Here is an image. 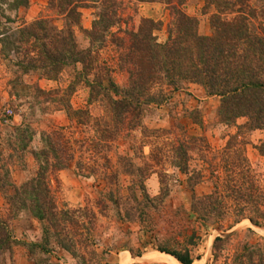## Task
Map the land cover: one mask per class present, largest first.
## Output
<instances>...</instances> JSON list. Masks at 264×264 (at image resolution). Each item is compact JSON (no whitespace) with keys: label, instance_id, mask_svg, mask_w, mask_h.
I'll list each match as a JSON object with an SVG mask.
<instances>
[{"label":"trees","instance_id":"obj_1","mask_svg":"<svg viewBox=\"0 0 264 264\" xmlns=\"http://www.w3.org/2000/svg\"><path fill=\"white\" fill-rule=\"evenodd\" d=\"M138 1L160 3L169 9L171 22L165 42L156 36L163 26L159 21L141 18L137 29L123 28L131 16L124 14L121 0H95L97 12L91 29L82 27V9L91 7L86 0H48L49 9L61 17V26L53 18L42 17L22 23L16 33L12 24L18 20L9 12L28 7L30 0H0V17L4 19L0 21V55L5 59L13 54L17 58L13 65L21 75L36 74L55 82H61L64 74L72 75L74 79L66 87L37 91L54 94V108L65 111L78 132L85 134L77 138L68 135L64 127L43 131L41 147L32 151L37 173L20 185L12 182L9 162L14 154L7 158L0 154V193L8 205L6 215L0 217V264H15L18 241L12 224L22 213L42 224V241L27 244L31 255L35 249L45 255L57 247L85 262L84 254L93 253L97 213L86 207L62 206L52 188V174L73 165L81 175L87 169L86 177L99 174L107 181L104 201L96 203L102 214L111 204L120 219L145 221L147 208H155L170 192L168 164L187 176L193 193L191 210L205 225L249 220L264 228V184L246 154L250 133L264 131V0H204L203 13L210 14L213 29L210 36L201 35L199 20L182 10L185 0ZM76 29L88 37V48L80 47ZM108 46L115 48L120 69L129 73L124 86L115 82L105 61L100 63L98 51ZM80 82L89 88V97L86 108L75 109L70 100ZM162 82L174 88L196 84L207 96L220 98L219 122L237 128L223 149L212 151L202 135L184 134L171 143L150 141L154 136L158 139L155 134L161 131L149 130L142 122L158 102L155 89ZM93 105L100 107L99 115L91 111ZM241 118L247 121L238 125ZM140 129L144 140L135 155L119 154L113 161L109 153L115 143ZM35 135L27 123L15 127L11 137L17 145L11 152L28 150ZM146 146L151 148L148 155L143 151ZM256 148L264 156V141ZM195 154L202 161L201 168H192ZM153 175L162 184L154 198L146 186ZM123 179H129L127 196L121 191ZM205 180L212 182V191L195 195V187ZM238 234L215 238L212 264H218L233 244L237 250L231 258L225 257V264H264V237L249 243L235 240ZM248 234H253L251 228ZM160 250L181 264L195 261L188 248L183 252ZM42 264L59 263L47 257Z\"/></svg>","mask_w":264,"mask_h":264},{"label":"rangeland","instance_id":"obj_2","mask_svg":"<svg viewBox=\"0 0 264 264\" xmlns=\"http://www.w3.org/2000/svg\"><path fill=\"white\" fill-rule=\"evenodd\" d=\"M88 8L82 9V27L91 29L97 9L93 7L95 0H86ZM124 4V14L131 16V19L122 27L137 29L141 18H150L162 23V29L156 32L158 41L163 43L168 36V26L171 22L169 9L160 3H147L138 0H121ZM204 0H185L182 10L199 20V33L204 36L213 34L210 23V14H204ZM9 15L18 20L12 24L13 32L16 33L18 26L22 23H31L40 18H53L58 26H61V17L55 11L49 9L48 0H30L29 6L21 8L17 12H9ZM0 21H4L0 17ZM114 28L113 31H116ZM77 41L82 49L90 46V41L83 30L76 29ZM100 63L106 62L111 71V76L117 84L124 86L128 83L129 73L120 69L118 54L113 46L102 48L98 51ZM14 55L3 58L0 55V154L6 158L14 154L10 159V170L12 182L15 185L22 184L25 180L37 173V163L34 160L32 151L41 147V133L64 127L68 135L80 134L71 122L65 111L56 110L53 106L55 95H43L37 88L44 91H52L58 87H66L73 81V76L64 74L61 82H55L39 78L36 74L21 75ZM92 79V77H91ZM183 83L177 88L162 82L156 87L157 103L153 104L143 119V126L149 130L161 131L157 134L158 139L150 138V141L160 140L175 142L183 137L204 136L210 144L212 151L217 152L223 149L230 135L236 133V127L223 125L217 117V110L220 104L219 97H209L199 85ZM202 91V92H201ZM205 91V90H204ZM89 97V88L85 83L77 84L76 91L71 97V104L75 109L86 108ZM94 115H99L101 109L98 106H91ZM9 111L12 113L9 114ZM247 120L241 118L237 121L242 125ZM27 123L36 131L28 150L22 152H11L17 145L14 142V128L22 123ZM93 135V134H92ZM79 136V137H78ZM142 140H144L141 129L133 132L130 137L120 138L112 152L109 153L115 161L117 155H135ZM246 154L252 167L256 170L259 179L264 184V156L256 148L261 141H264V131L256 130L248 136ZM147 141V139H146ZM9 142L10 146H4ZM145 155L150 153L151 148H143ZM135 158V157H134ZM140 159L135 158L139 162ZM192 168H201L202 161L195 154L192 160ZM166 172L170 175V192L163 202H158L155 208H147L145 221H126L119 218L116 208L110 205L103 214L100 213V205L104 201V193L108 192L107 181L99 177V174L86 177L79 173L76 165L52 174V188L62 206L70 208H87L97 213L96 228L92 234L93 253H85V262L75 258L68 251L54 247L50 248L49 254H43L39 249L34 250L31 255L27 244L42 241V224L25 213L19 215L12 224L13 234L18 241L15 248V264H37L49 257L54 263L59 264H176L173 256L160 249L174 252H183L187 248L195 258L193 264H212V247L217 236H228L239 233L235 238L244 242L257 243L264 237V228H258L249 220L235 224V221H220L218 225H205L198 220L191 210L192 191L187 185V176L181 174L170 165H165ZM129 179L121 181V191L129 195ZM149 195L154 198L159 196L162 184L157 175L151 176L146 182ZM213 184L209 180L197 185L194 194L203 196L212 191ZM8 205L0 193V217L7 213ZM220 225V226H219ZM251 228L253 234L247 235ZM232 243H236L233 241ZM234 244L225 251L218 264H225V257H230L236 251ZM160 253V254H158ZM140 255V256H139ZM156 255V256H155ZM138 257V258H137ZM133 258V259H132ZM175 258V257H173ZM177 260V259H176Z\"/></svg>","mask_w":264,"mask_h":264},{"label":"crops","instance_id":"obj_3","mask_svg":"<svg viewBox=\"0 0 264 264\" xmlns=\"http://www.w3.org/2000/svg\"><path fill=\"white\" fill-rule=\"evenodd\" d=\"M193 85H195V84H191V88H189L190 91L193 90V89H192V86H193ZM201 92H202V91H201ZM203 92H205V91L203 90ZM137 258H138V257H137ZM132 259H133V258H132ZM179 263H180V262H179ZM180 264H181V263H180Z\"/></svg>","mask_w":264,"mask_h":264},{"label":"bare ground","instance_id":"obj_4","mask_svg":"<svg viewBox=\"0 0 264 264\" xmlns=\"http://www.w3.org/2000/svg\"><path fill=\"white\" fill-rule=\"evenodd\" d=\"M158 254H160V253H158ZM155 256H156V255H155ZM172 259H173V258H172ZM174 260H175V259H174ZM175 261H176V260H175ZM176 264H179V262L176 261Z\"/></svg>","mask_w":264,"mask_h":264},{"label":"built area","instance_id":"obj_5","mask_svg":"<svg viewBox=\"0 0 264 264\" xmlns=\"http://www.w3.org/2000/svg\"><path fill=\"white\" fill-rule=\"evenodd\" d=\"M12 112L11 111H9V114H11Z\"/></svg>","mask_w":264,"mask_h":264}]
</instances>
